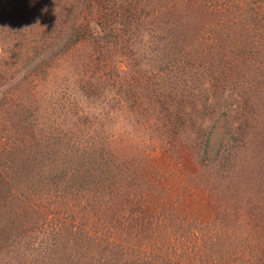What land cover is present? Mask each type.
Instances as JSON below:
<instances>
[{"label":"rangeland","instance_id":"obj_1","mask_svg":"<svg viewBox=\"0 0 264 264\" xmlns=\"http://www.w3.org/2000/svg\"><path fill=\"white\" fill-rule=\"evenodd\" d=\"M31 1L0 0V217L24 264H264V0H125L130 24L116 18L113 37L90 20L106 37L80 40L37 85L23 78L36 60L21 66L47 15ZM100 143L106 190L48 175Z\"/></svg>","mask_w":264,"mask_h":264},{"label":"trees","instance_id":"obj_2","mask_svg":"<svg viewBox=\"0 0 264 264\" xmlns=\"http://www.w3.org/2000/svg\"><path fill=\"white\" fill-rule=\"evenodd\" d=\"M27 2L31 0H26ZM33 1V0H32ZM31 1V2H32ZM34 1H42L45 2L42 4V2L38 5V7H34L32 11L36 12L39 16L40 13L46 14V20L41 21L38 26L37 23L32 22L37 28L41 31V37L39 38V43L34 45L31 44V48L29 51H24V59L27 58V61L25 65H22L21 68L25 69L28 64V61L36 60L35 65L32 69H30L25 75L24 79H29L34 81V85H37V79L36 77L38 75H41V73H47L48 70L52 67L54 64H58L59 59H61L62 56H64V53L66 55L68 52H71L72 49H74L79 43L80 40H84L85 37L87 39H90V34L92 36L93 33L94 36L97 38L98 35H101V39L103 40L106 36L96 33L95 29L94 32L90 30L89 27V21L94 20V23L97 25V27L100 28L101 32H104L109 35L115 37L112 31H115L119 26L123 30L124 22L118 23V27H113L112 24L116 23V18L123 17L124 20H127L125 22L126 24H130L133 21L134 13H132L130 10L131 2H126L125 0H121L124 3L123 6H117L116 9L113 7H109L108 11V4L115 5L111 2V0H95L98 4V9L93 10L94 8L88 0H69L68 2H65L62 0H34ZM62 2V4H61ZM94 2V0H93ZM95 3V2H94ZM57 5H62V10L66 8L65 11L59 14L60 11L58 9ZM76 5L82 7L81 14L76 12L75 7ZM93 9H91V7ZM134 8V7H133ZM74 10V14H73ZM93 10V12L91 11ZM88 12V13H87ZM56 13L60 16L59 18L56 17ZM91 15L93 17H88V15ZM136 14V13H135ZM78 19H80L82 23L78 22ZM96 21V22H95ZM36 22V21H35ZM99 37L97 41H102ZM110 39L107 38L106 40L102 41L103 45H105L106 41H109ZM47 49H49V54L46 55ZM25 72V71H24ZM254 79H251V81ZM211 85V84H210ZM87 92L91 91L94 97V95L98 94V87L95 86H88L86 88ZM89 90V91H88ZM29 123L26 122L24 126L26 127ZM40 137V136H39ZM44 137V136H43ZM48 140L51 139V146L60 144V138L59 137H46ZM41 141V140H40ZM100 141V140H99ZM39 143V142H35ZM39 145V144H38ZM108 144L100 143L97 145V147L94 148V146L88 145V147H82V150L75 151L73 154L66 155L65 159L72 161L75 163V167L70 169V174L67 175V170L64 169L61 165L63 162H66L65 159L60 164H53L52 172L48 175H53L54 181H57V178H65L66 176H70V185H74L75 181L82 182L84 180L91 181L92 185L95 186L94 188L98 191H100V187L103 185L105 186V190L107 186H110L106 183H103V178L107 179L108 172L106 170L107 162L109 163L110 159V152L108 149ZM90 149V150H89ZM55 152H57L55 147ZM89 150V151H88ZM48 154V153H47ZM232 156L234 159H240L239 155L232 153ZM41 157H43V152L40 153V156H38V152L34 151L31 154V158H29L26 162L29 164H36L37 167L41 166V162L44 160ZM43 164V163H42ZM49 165V164H48ZM109 165V164H108ZM52 166V165H51ZM111 178H113L111 176ZM81 180V181H80ZM113 183V182H112ZM144 183V184H143ZM140 183L139 185L142 186L145 189L146 182ZM110 184V183H109ZM116 184V183H114ZM112 185V184H111ZM148 185V184H147ZM80 187L83 186V183L79 184ZM143 192L142 190H140ZM167 193V191L163 190V193H160L158 195L159 199L163 200L164 195ZM110 193V191H109ZM170 193V192H169ZM101 194V192H99ZM106 194V192H105ZM101 196V195H100ZM102 198L98 197L99 200L103 199L104 195L101 196ZM95 200H97L95 198ZM98 200V201H99ZM155 205V204H154ZM254 208V205L252 206V209ZM166 207L165 204H159L154 208V213L159 214H166ZM256 211L253 214L252 211V217L253 215L255 217L252 218V232L256 234H260L259 236L262 237V243H264V231L261 233V227H259L258 219H262L264 222V213L260 208L254 210ZM16 219L12 220V224L15 223ZM4 223V220L2 217H0V264H24V252L26 251L27 246L24 245V240H21L20 233L16 232V229L10 228V226L7 224L6 227L2 225ZM18 239V242H15ZM162 247H159L158 249L161 250ZM264 249V248H263ZM263 249L261 251H263ZM155 251V249H154ZM261 256H264V252H261ZM63 257V256H62ZM239 258L233 259L234 263L236 264V261ZM232 261V262H233ZM47 262V261H46ZM234 263H224V264H234ZM37 264H40V262L37 261ZM180 264V263H179Z\"/></svg>","mask_w":264,"mask_h":264}]
</instances>
